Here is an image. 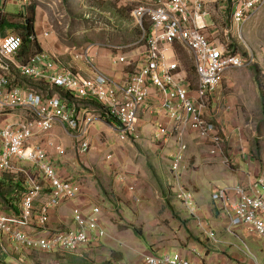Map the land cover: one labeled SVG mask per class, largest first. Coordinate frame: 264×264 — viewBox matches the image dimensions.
Listing matches in <instances>:
<instances>
[{
  "label": "built area",
  "instance_id": "1",
  "mask_svg": "<svg viewBox=\"0 0 264 264\" xmlns=\"http://www.w3.org/2000/svg\"><path fill=\"white\" fill-rule=\"evenodd\" d=\"M130 17L140 30L139 44L144 46L143 62L129 73L126 83L118 85L100 72L92 77H83L70 71L52 72L54 63L43 54H35L23 64H14L22 38L17 34L0 35V174L22 173L25 177V193L21 197L20 214L9 216L0 211V239H9L16 246L27 251H38L48 255L77 254L91 241L109 237L100 221V208L94 207L83 214L73 215L74 228L57 230L44 237L30 235L27 231L32 222L34 202L41 197L42 184L49 186L48 199L39 208L37 223L44 227L48 210L74 201L81 194L79 184L61 179L48 158L47 151L32 143L38 135L47 136L59 124L73 133L79 154L88 150L86 136L95 118L116 125L121 141L138 142V112L146 110L150 92L156 89L163 97L162 109L165 116L178 124L177 147L172 155L170 170L176 182L175 197L188 215L194 219L196 227L209 240L214 241V233L208 229L197 213L192 194L179 181V168L183 162L186 146L184 134L191 132L198 143H205L211 156L222 153L223 139L216 125L205 116L209 96L223 82L225 75L244 67L242 58L226 41L216 35L214 22L208 21L213 3L225 0H127ZM264 7V0H235L233 3L232 25L239 29L249 22ZM241 32V30H240ZM224 36L227 30H224ZM46 35V34H45ZM33 42V35L29 38ZM182 47L190 55L197 77L194 94L182 72L175 55V48ZM112 49L121 50L120 46ZM89 48L83 52L88 56ZM82 58V55L76 56ZM33 81H42L61 88L72 98L70 110L55 93L44 97L37 90L13 85L11 70ZM95 100L103 116L89 115L81 120L76 114L79 101ZM78 101V103H73ZM225 105V104H224ZM223 105V106H224ZM168 135L162 123L156 126L155 139ZM57 154H63L61 145L49 143ZM106 156V159H109ZM18 164L31 166L30 173ZM123 180L122 176L120 177ZM128 186L135 200L137 183ZM227 221V231L245 227L264 239V174L246 183L229 188L217 189L211 196ZM9 241V242H10ZM143 264H198L183 258L178 252L161 255L142 256ZM16 264H26L21 257ZM48 264H60L53 259Z\"/></svg>",
  "mask_w": 264,
  "mask_h": 264
},
{
  "label": "crops",
  "instance_id": "2",
  "mask_svg": "<svg viewBox=\"0 0 264 264\" xmlns=\"http://www.w3.org/2000/svg\"><path fill=\"white\" fill-rule=\"evenodd\" d=\"M86 2L88 4V0ZM113 5L114 7L108 13L115 15L113 18L115 21L103 24L111 27H119L120 30L123 29L124 34L122 31L120 33L124 35L123 40L125 45L111 43L114 41L112 33H109L106 39H104V33L96 36L92 33L96 32L97 28L94 27L92 22L88 21L89 16L87 15L90 14L88 11L91 10L97 13L100 19L104 18V16L101 9L92 5H84L82 0H0V35L24 34L27 30H23L27 27L35 38L33 42L26 41L30 44L24 46L22 54L17 53L14 56V64H23L35 54H43L47 60L54 63L52 72L65 70L83 77H92L95 72H100L111 81L121 85L126 83L129 73H133L143 62L145 50L144 46L138 43V31L140 30H138L136 23L130 17V8L122 11L118 5ZM225 7H227V4L213 3L208 21L214 22L212 16L222 11ZM83 9L88 11L83 12ZM263 10L264 7L259 13ZM126 16L131 18L130 24L124 23ZM94 17L93 22H97ZM114 23L115 26H113ZM214 24L218 34L220 29L215 22ZM90 25H92L91 28ZM223 31L221 30V32ZM89 37L93 38L90 40ZM112 46H120L123 49L117 51L112 49ZM86 48H89V54L88 56H83ZM79 54L82 55V58H76ZM182 72L187 78L186 73L184 71ZM233 75H236V73L231 71L225 78L227 80L226 88L228 89H231L235 82L237 83L231 77ZM195 84L193 86L190 85L192 94H194ZM253 87L257 90L255 84ZM150 93L146 110H140L138 112L137 129L140 135L138 142L146 143L147 139H152L153 141L158 123H162L168 132V135L164 138L153 142L155 144H152L154 147L151 148L150 152L146 151L145 148L134 147V145H131L132 143H123L124 145L121 143L116 144L115 137L118 135L116 125L100 118L92 120L89 126V133L86 136L89 146L88 150L83 154H79L77 151L73 133L59 124H56L47 136L38 135L33 138V144L39 145L47 151L48 158L53 164L58 176L63 180L79 184L81 194L72 202L49 209L47 222L44 227H40L37 223L39 219L38 210L47 201L49 189L48 184L43 183L41 197L34 202L32 222L27 230L30 235L44 237L53 231L72 229L74 228L73 215L76 212L86 214L97 206L100 208L102 227L109 237L91 241L79 253L83 255L89 253L101 257L98 253L101 250L104 251L103 248H90L98 247L101 243L108 244L111 240H115L120 247L114 245L117 250L113 249L112 251L119 253L117 255L119 259L113 261V264L122 263L121 261L124 260L122 257L123 251H127V254L132 255V257L134 256V258L140 255L135 253L141 251L140 244L142 242L126 235L125 231L127 230L124 231L116 228L113 232L110 231L107 219L109 214H112L111 212L119 208L121 212L127 213L124 210L123 204L124 201L132 198L128 188L131 184L130 182L137 183L135 193L137 195L140 189L143 190L145 186H149L150 188L156 186L158 188L161 185V180L156 175L158 172L162 173L163 178L167 172H171L170 165L172 155L176 150L175 138H177L178 134V124L169 120L163 113V97L161 92L153 89ZM258 94V90L256 93L253 91L254 96ZM223 97V89L220 85L209 96L210 101L205 111L207 119L211 120L213 118L215 99H218L219 103ZM77 105L75 107L76 114L82 117L81 120L89 117V115L99 116L98 111L90 107L91 105L88 107L82 104ZM66 106L70 110L73 109L72 104H67ZM186 136L185 146L187 148L183 156V162L179 168V181L183 188L192 194L197 213L203 219L206 227L214 233V241L207 239L201 233L196 227L194 220L191 219L180 204L181 210L180 207L175 208L178 212V219L171 217L172 222L167 220V218L164 220L160 219L158 213L154 214L153 220L158 219L160 221L150 230V239L145 238V242L156 245L157 243H161V245H157L159 251L155 254L149 251V249L141 252L149 254H141L140 260L138 259V264H142V256L145 255H161L175 252H178L183 258L198 264H264V239L245 227H237L228 232L226 229L227 221L222 215L219 206L211 198L212 193L217 189L229 188L241 183L244 184L254 177H260V173L250 171L249 168L244 167L240 163L233 164L234 157H237V155L233 156L229 152L227 155L221 153L216 156H211L205 147H201V144L194 142L195 140L192 141L190 136ZM49 143L61 145L64 153L57 154L53 147L49 146ZM134 143L139 144L137 142ZM106 156L110 158L106 159ZM143 157H148L146 163L147 165L149 164L148 168L152 170L154 175L147 171L148 169H146L145 163H143ZM136 162L143 164L141 168H137L134 165ZM150 162L153 163V168H151ZM88 164L92 166L90 167ZM16 165H18V168H24V165H26L27 169L24 168L25 170L37 175L35 170L27 164L16 163ZM94 165L100 166L98 174L99 177H104V180L98 181V179H95V176L91 177L90 171ZM142 169L144 170L143 177L140 176L137 179L132 176L136 170L141 172ZM9 174L14 177L11 183L12 185L20 184V187L25 188V177L22 173L16 172ZM121 176L123 180L120 179ZM16 177L21 178L16 179ZM156 181H158V184H156ZM0 182L7 185L9 181L0 179ZM168 182L172 184V180ZM172 190L175 194L176 188L173 187ZM16 197L18 196L16 195ZM117 197L120 198L119 201ZM20 206L21 200L17 206L19 211ZM166 212H168V209ZM162 221L166 225L161 223ZM180 221H182V224ZM175 224H177V231L171 233V229ZM1 240L5 239H0V244H6L10 247L8 248L10 249L7 253L8 256L16 254L14 258H11L13 260L21 257V260L26 264H41L37 258L48 255L45 253L39 255L36 253L38 251L22 249L21 246H16L7 238L4 243H1ZM241 245H243L246 252ZM86 248L88 249L86 250ZM89 249L90 251L88 252ZM59 255L65 257L74 256ZM33 256L34 258L32 260L31 257ZM48 257L55 259L52 255Z\"/></svg>",
  "mask_w": 264,
  "mask_h": 264
},
{
  "label": "rangeland",
  "instance_id": "3",
  "mask_svg": "<svg viewBox=\"0 0 264 264\" xmlns=\"http://www.w3.org/2000/svg\"><path fill=\"white\" fill-rule=\"evenodd\" d=\"M235 0H226L224 4H227L222 11L217 12L216 15L212 16V20L218 25L219 33L216 35L220 41L228 42L232 48H236V52L242 58L244 67L233 69L232 72H235L236 75L231 76L237 83H234V86L231 89L226 88V81L225 78L229 75L231 71H229L221 83V87L223 89L224 99L222 98L219 103L218 99H215V106L213 118L211 119L212 122L218 128L220 134L222 135L223 139V151L222 153L226 154L229 152L233 154L234 161L233 164L240 163L244 167L250 169L253 172H259L260 174H264V117L261 112V104H260V97L259 94L256 96L253 95V91H256L253 87L254 85V78L252 67L256 66L257 70L261 73L262 77V84L264 86V10L257 14L250 22L246 23L241 28H236L232 25V14H233V3ZM101 2V3H99ZM84 5H92L102 10V14L104 18L100 19L97 16V13L93 11H88L83 9V12H89L87 16H89L88 21L92 22L94 27L97 28L96 32H92L96 35H100L102 33L105 34L104 39L108 38L109 33H112L114 36V41L111 42L113 44L118 45H125L123 40L124 38V30L118 27H111L106 26L107 24L103 23H110L115 21L114 14L108 13V11L114 7L113 4L118 5L120 10L124 11L126 8L132 9V6L126 0H88V4L86 0H82ZM110 12V11H109ZM95 16V17H94ZM93 17L96 19L97 22H93ZM131 18L126 16L124 23L130 24ZM115 26V23L113 24ZM92 25H90V28ZM217 27V28H218ZM113 30V31H111ZM139 30V29H138ZM221 30H227L228 33L222 34ZM241 30V32H240ZM122 31L123 34L120 33ZM140 37V31H138V38ZM93 37H89L91 40ZM95 38V37H94ZM108 41V40H107ZM30 44L26 42L25 45ZM78 47V46H77ZM76 47V48H77ZM176 55L180 62L181 69L186 73V81L189 82L191 86L195 84L196 76L193 67V63L189 53L182 47H176ZM210 101V100H209ZM225 104V105H224ZM224 105V106H223ZM211 110V109H210ZM21 111H14L13 113L3 115L1 119H7L12 114L17 115L21 114ZM186 132L183 137L184 144L185 142V135L186 137L190 136L192 141L199 142L193 133ZM194 138V139H193ZM115 143L124 144H131L134 147H141L145 148L146 151L150 152L151 148H153V142L156 141L155 138L147 139L145 142H137L139 144H135L131 141H121L119 140L118 135L115 137ZM155 139V140H154ZM152 141V143H151ZM175 142L177 144V138H175ZM124 143V144H123ZM142 143V144H141ZM153 144V145H152ZM205 143H201V147H205ZM177 147V145H176ZM187 148V146H186ZM152 153V152H151ZM153 154V153H152ZM235 154V155H234ZM232 156V155H231ZM227 157V156H226ZM78 158V157H77ZM143 163H145L146 169L149 173L154 175L151 169L148 168L149 164L147 165L146 160L148 157H143ZM228 158V157H227ZM79 159V158H78ZM145 161V162H144ZM151 168H153V163L150 162ZM137 168H141L143 164L139 162L134 164ZM147 165V166H146ZM88 166H92L89 165ZM24 168L27 169V166L24 165ZM145 169V171H146ZM29 170V169H28ZM100 170L99 165H94L93 169L91 168L90 175L91 177L95 176V179L98 181L104 180V177H99L98 171ZM142 171L136 170L133 173V177L139 179L140 176L143 175ZM155 172V170H154ZM165 172V170H164ZM130 173V172H128ZM3 174V175H2ZM0 174V179L11 180L12 175L9 174ZM158 178L161 180V185L154 186V188H150L149 186H145L144 189H140L139 193H137L136 198H130L127 201H124V210L127 212H121L120 208L111 212L109 214L107 223L109 224L110 231H114L116 228H120L125 231V234L135 238L136 240H140L142 244L141 251L135 253L140 254L137 258L132 257V255L127 254V251H123L122 257L123 261L121 264H138V259L140 260L141 254H149V253H141L145 252L146 249L152 251L154 254L159 251V247L157 245H161V243H149L145 242V238L148 240L150 239V230L153 229L155 225L159 223L160 220H153L154 214L158 213V217L162 220L167 218V220L171 221V217L178 219V212L176 211V207H180V202L175 197L173 192V187L176 188V182L172 179L169 172L166 173V176L163 178L161 172L156 174ZM9 176V177H8ZM156 178V176H155ZM172 180V184L168 182ZM149 181V180H148ZM129 186H134V182H130ZM158 184V181H156ZM5 187V186H4ZM137 188V186H136ZM21 191V190H20ZM19 192V191H18ZM138 192V189H137ZM12 192L10 193V195ZM118 201L120 200L117 197ZM18 202H16L15 206L17 207ZM0 206H4V203L0 202ZM183 208V207H182ZM168 209V212L166 210ZM183 213V211H182ZM185 214V213H184ZM153 215V217H152ZM177 215V216H176ZM194 220L193 218H191ZM202 219V218H201ZM203 220V219H202ZM195 222V221H194ZM161 223L165 224L164 221ZM182 224V221H180ZM135 230L140 231L142 236H138L135 234ZM177 231V224L171 229V233ZM154 232V231H153ZM111 234L110 232H108ZM202 233V232H201ZM114 239V238H113ZM129 240V239H127ZM131 241V240H129ZM5 240H1V243H4ZM137 242V241H136ZM120 247L118 242L115 240H111L108 244H102L98 247H91L90 249H99L103 248L98 254L101 257L96 255H92L86 253L83 257L78 256L77 254H64V255H74V256H63L58 255L55 257V260H59L60 264H113L112 262L118 260L117 258V251H112L113 249L117 250L116 247ZM125 246V245H124ZM243 248V245H241ZM6 244H0V264H16V260L14 255L8 256L7 253L10 249ZM89 248V247H88ZM86 248V250L88 249ZM122 248V247H121ZM88 250V252L90 251ZM126 249V246H125ZM244 250V248H243ZM245 251V250H244ZM246 252V251H245ZM39 255L43 253L36 252ZM49 255H44L38 257L37 259L41 264H48L51 259L48 257ZM51 256V255H50ZM103 256V258H102ZM54 258V256H52ZM34 256L31 257L33 260ZM108 261V263H106ZM110 262V263H109ZM143 264V262H141ZM140 264V263H139Z\"/></svg>",
  "mask_w": 264,
  "mask_h": 264
},
{
  "label": "trees",
  "instance_id": "4",
  "mask_svg": "<svg viewBox=\"0 0 264 264\" xmlns=\"http://www.w3.org/2000/svg\"><path fill=\"white\" fill-rule=\"evenodd\" d=\"M26 28L27 27H25L23 31H25V30H27V31L24 32V34L19 35L22 38V44H21V47L18 51V54H22V51L24 50V46H25L26 41H29L28 38L32 35L30 33V30H28V28L27 29ZM229 46L232 48L231 45H229ZM233 49H236V48L233 47ZM234 52H236V50H234ZM251 70L253 72L254 84L256 85V88H257L258 93H259L261 112H262V115L264 117V86L262 84L261 73L257 70L256 66H253ZM10 78H13V82H12L13 85H17V86L29 88V89L30 88L35 89L40 94H42L44 97H48L49 95L55 93L59 96V98L63 102H66V104H72V101H73L72 96L68 92L64 91L61 88H57L51 84H47V83H44L42 81H33L31 79H28L24 76H21L15 69L11 70V77ZM73 103H78V101L73 102ZM79 104H82V105L87 106V107L91 105L90 107L97 109L100 112L101 116H103V114H104V112L100 109L101 107L99 106V104L93 99H88L85 101H79ZM4 174H9V173H4ZM10 175L11 174H9V176ZM20 178L21 177H16V179H20ZM13 179H14V177H12L11 180H8L9 182L7 183V185H4L3 183L0 182V202L4 203L3 207L0 206V211H2L3 213H5L9 216H18L20 214V211L17 209L15 204H16V202H18V204H20V198L25 193L26 188L20 187V184H16L15 186L12 185L11 183L13 182ZM11 192H12V194L10 195ZM16 195L18 197H16ZM15 210H16V212H15ZM134 232L136 235H138L140 237L142 236V233L140 231L135 230ZM56 256H58V254ZM56 256H54V257H56Z\"/></svg>",
  "mask_w": 264,
  "mask_h": 264
}]
</instances>
